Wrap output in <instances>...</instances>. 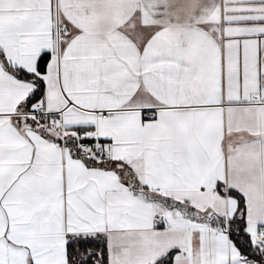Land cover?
<instances>
[{"label":"snow or ice","instance_id":"6c2138e0","mask_svg":"<svg viewBox=\"0 0 264 264\" xmlns=\"http://www.w3.org/2000/svg\"><path fill=\"white\" fill-rule=\"evenodd\" d=\"M0 264H264V0H0Z\"/></svg>","mask_w":264,"mask_h":264}]
</instances>
